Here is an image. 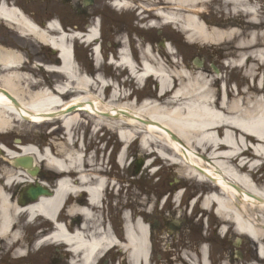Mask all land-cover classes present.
Segmentation results:
<instances>
[{
	"label": "bare ground",
	"instance_id": "6f19581e",
	"mask_svg": "<svg viewBox=\"0 0 264 264\" xmlns=\"http://www.w3.org/2000/svg\"><path fill=\"white\" fill-rule=\"evenodd\" d=\"M158 1L159 4L154 9L156 19L161 24L175 25L185 33L188 42L197 39L202 43H213L216 35H222L223 38L229 35L215 33L200 21L198 12L195 11H198V6L209 0ZM140 2L146 3L149 10L152 9L151 0H140ZM133 3H136V0H121L116 6L128 9L133 7ZM243 11L255 15L254 9L250 6ZM186 13L189 14L185 15ZM0 18L11 23L15 22L20 34L29 35L34 40L47 45L53 52L57 51L61 65L46 66L45 71L59 73L65 81L61 86L58 84L54 88L47 89L42 88L38 83L23 84L26 80H30L26 72L24 74L20 71L24 64L23 58L15 52H0V135L11 133L20 122L38 125L52 119L50 115L55 113L70 109L73 112L77 110L78 113L71 114L70 117L63 116L65 113L56 115L59 124L62 125L63 135L68 139L67 144L71 143L72 128L79 124L80 113L87 114L92 118L94 130L104 125L110 131H115L122 146L137 138L145 155L158 154L167 163L185 166L188 178L208 179L209 182H213L218 188V193H212L202 200V207L209 209L214 205L216 214L221 220L228 221L233 227L236 226L237 232L249 236L254 244L264 238V187L252 179L256 168L264 170L263 83L257 81L248 89V92L252 91V96L247 103L241 97L239 99L234 95L233 99L231 96H227L228 98L223 96L217 105L204 75L191 74L183 69L172 73L162 64L155 63V56L148 48L142 50L139 55L141 62L136 65L128 57L126 50H122L118 54V61L114 63L128 71L129 78L138 88L144 80L153 79L156 82L157 97L155 102L144 100L138 105L134 103L120 105L123 99L128 100L121 91L112 87L109 99L105 101L102 98L103 88H110L111 84L101 76L89 78L76 70L67 43L82 39L80 36L65 35L57 29L56 24H50L45 30L36 28L27 19L20 17L16 11H8L3 7L0 8ZM151 25L158 26L155 21L151 22ZM259 27H264V22L260 21ZM95 39V30H91L84 43L91 45ZM98 54V49H93L96 66L100 65ZM168 54H172L170 49ZM261 57L257 54L254 56L258 65L262 63ZM246 62L247 60L244 63ZM69 94H73L72 99L64 102L62 98ZM256 110L261 114L255 113ZM105 115L110 117L106 119ZM220 128H222L221 137H216L214 130ZM248 142L252 149L247 147ZM2 148L7 154V159L21 157L20 154L32 155L39 163L51 162L50 165L59 172H67L72 168L77 171L76 176H79L80 180L87 178L84 171L82 174L78 171L82 164L80 157L83 156L80 151L68 152L63 149L58 153L60 156L58 158L48 154L47 151L40 152L32 146L25 148L19 146L18 153ZM245 149L249 160L242 159ZM200 151L203 154L208 152V158H203V155L199 154ZM124 152L125 148L117 159L118 164L122 166L125 160ZM62 158L64 160H61ZM255 160L259 161L258 165ZM246 166L248 172L245 170ZM147 167H151L148 160L145 168ZM19 176H22V173L15 172L8 175L5 179L6 183L21 181ZM94 184L92 187L88 186L87 193L91 204L95 206L103 189V181L97 179ZM57 189L52 200L42 198L40 202L25 207L21 212L26 213L30 219L40 216L51 220L54 207H59L63 196L76 195L80 190L68 179L62 180ZM180 196L181 194H178L176 199L179 200ZM0 202V233H5L10 224L8 221L10 212L5 196H0ZM69 209V213L76 212L84 219L91 216L86 208L74 206ZM256 211L260 216L254 215ZM54 231L56 233L48 240L66 243L72 248V252L81 253L86 264L92 256H95L96 250L103 251L117 245L109 232L90 240L77 233L71 236L59 225ZM147 231V227L140 221L132 223L126 220L125 245L122 249L129 264H146L144 261L147 260L145 238ZM257 248L259 255L264 257V246L257 244Z\"/></svg>",
	"mask_w": 264,
	"mask_h": 264
},
{
	"label": "flooded vegetation",
	"instance_id": "af4514ba",
	"mask_svg": "<svg viewBox=\"0 0 264 264\" xmlns=\"http://www.w3.org/2000/svg\"><path fill=\"white\" fill-rule=\"evenodd\" d=\"M110 0H0V8L16 11L20 17L27 19L33 26L45 29L46 25L55 19L64 31L70 33H84L88 26L98 18L100 46L105 62L109 57H116L122 42L127 46L135 47L133 39L136 37L133 27L118 23L112 17L109 6ZM19 52L25 63L24 68H31L36 60L41 58V46L34 42L29 35L20 34L15 22L0 19V52ZM211 68L207 71H210ZM50 139H47V143ZM117 153L82 156L80 169L84 171L86 179L80 180L77 171L72 168L67 172H58L54 167L40 166L39 179H42L47 188L53 193L62 177H67L72 185L80 188L79 194L71 198L64 197L62 207L55 208L53 220L36 217L29 219L21 210L24 206L17 203V197L24 184H13L6 187L5 177L15 170L8 164H0V190L8 197L12 208L8 215L9 226L5 233H0V264H86L79 252L73 253L67 244L53 240L47 242L56 232L57 225L61 226L67 234L76 233L85 239L99 238L109 230L112 237L120 245L124 243L123 231L125 220L135 223L139 211L136 206V185L134 164L131 160L125 162L126 166L119 169L116 163ZM130 165V166H129ZM102 179L103 189L99 200L91 204L87 193L88 186L95 185V180ZM169 179H158L155 185H148V191L143 194L148 201V214L146 220L150 222L151 262L150 264H234L235 250L238 248L241 263L251 264L252 258L245 259L248 254L249 244H242L240 240L236 245L232 235L223 237L216 235L220 224L211 223L207 217V230L202 232V227L195 224L196 214L192 219L179 218L180 227L172 225L171 217L174 212H165L168 204L163 205L161 199L166 187L171 185V190L184 186L182 180L171 184ZM124 197L120 196L121 189ZM145 188V187H144ZM158 196L150 200L152 196ZM123 199V203H122ZM79 206L90 211L89 218H82L74 213L69 214L68 208ZM171 209V207L169 208ZM21 212V213H19ZM204 217V215H203ZM161 218V219H160ZM1 219V215H0ZM151 220V221H150ZM203 234V236H202ZM249 245V246H248ZM205 250L204 255L202 254ZM245 254V255H244ZM88 264H127L124 252L119 247H113L104 252H97Z\"/></svg>",
	"mask_w": 264,
	"mask_h": 264
},
{
	"label": "rangeland",
	"instance_id": "374dc122",
	"mask_svg": "<svg viewBox=\"0 0 264 264\" xmlns=\"http://www.w3.org/2000/svg\"><path fill=\"white\" fill-rule=\"evenodd\" d=\"M249 6L252 9H254L255 15H250L249 13H246L243 11L244 8L249 7ZM136 11L137 9L135 8V12ZM133 12L129 11L125 14H129V15L131 14L132 16H135ZM195 12H198L200 21L206 24L209 27V29H212V31L215 33L216 32H221L224 34L228 33L229 34L228 37L223 38L222 35L220 36L216 35L215 38L213 39V43H210V42L202 43L197 39H195V41L193 42H188L185 38L186 37L185 33H182L181 31H179V28H177L175 25H172V26L162 25L160 27H161V30L163 31V35H165L168 39H170L171 45L175 44V46H173L172 54L170 55L166 54L164 50L159 51L163 58L162 62L159 60V58L156 55H154L156 59L155 63L162 64V66H165L169 71L173 73L175 70H180L183 67L181 66V63L182 65L192 66L191 62L196 57L204 58L205 60L207 59L206 61L207 63L213 62L214 64H216V67H219L220 72L217 75V79L220 78L219 80L220 82L226 83V86H227L226 91H225L226 94L229 97L231 96V98L233 99L236 93V96L239 99L241 97L247 103V101L251 100V96H252L251 95L252 91L248 92V89L250 88V86H253L254 82H256L257 80H259L260 82L261 80L264 81V27H259V22L260 21L264 22V0H209L205 4L198 6V11H195ZM187 14L189 13H186L185 15ZM141 17L144 18L146 21H148L147 13L142 14ZM151 38H153L154 40H157V37L154 34L151 35ZM85 52H86V49H82L79 46V56L80 58H82L83 65L87 67V69L89 68L93 69L94 66L88 65V59H86L87 56ZM256 54L259 57L262 56L261 57L262 63L260 65H258V63L256 62L254 58ZM41 55H42L41 58L37 59L38 61H42L43 63H45V65L46 64L49 65L48 63L53 64L54 60H53V57L49 54V52L44 50L41 53ZM245 60H247L246 63H244ZM100 73L104 75L103 70H100L98 74ZM95 76H92V77H95ZM101 77L104 79L103 76ZM116 79L112 78L111 84L115 85V82L117 81L118 86L122 85V82L118 78V76H116ZM105 80L109 81V79L107 78H105ZM43 81L44 82L31 78L29 81L26 80L25 82L24 80H22L21 83L23 82H24L23 84H25L26 82L28 83L32 82L33 84L38 83L42 88L47 89V88H51L55 84H58V83L62 84L65 82L63 81V78H61L60 76L51 75V74L46 76V78L44 77ZM231 81H233L234 85L237 86V90L232 89L233 83ZM126 82L130 86H132V82L128 78L126 79ZM214 82L215 80L213 81V83ZM148 83H146V85L142 88L144 89L143 91L141 92L137 91V93L139 94L137 96L139 98H142L143 99L142 101L150 100V101L155 102V98H154L155 96L154 85L155 84L153 81H149ZM135 87L137 88L136 85ZM120 90H122L124 94L128 93L130 95V93L133 92L134 88L131 89L129 87H125V88L122 87V89ZM246 91H247V94H245ZM137 104H139V102ZM255 113H258L259 115L261 114L259 110H256ZM91 121H92V118L90 120L82 116L80 119V123H83L82 129L83 130L88 129L90 131L92 127L95 126L93 125ZM51 126L52 125L36 127V126H30L29 124L28 125L19 124L17 125V129L13 130L12 133L15 132L16 134L20 136L24 134L26 136V138L24 139L28 143L33 144L35 147L39 148L42 152V150L47 147L44 144L45 132ZM52 128H55V126L51 127V130ZM87 133H85L86 137L84 138L85 147L87 148V146L89 145L87 143L92 144L93 142V144L97 146V149H96V151L98 152L97 155H100L99 152L103 150V146L101 145V142L98 143L99 140H97L93 136L90 137V139H88ZM221 134H222V128H220V130H216V134L214 133L216 137L218 136L221 137ZM115 137L116 135L114 132L112 133L109 130L105 132V138L107 139L109 138L110 140H113V142L116 143L114 144L110 142V144L107 145L108 147L107 150L109 149V146L111 147L112 145H115V146L119 145V147L121 146L120 143L117 142ZM12 139H15V137H12V134H7L6 136H0V142L4 144L8 143L9 148L13 144V142L10 141ZM137 141L138 139L136 138V141H133L134 143L130 144V147L128 148V152H130L131 156H133L132 157L133 160L136 157V155L140 156L141 159H146V157L142 153L143 150L141 149V147L139 146V142ZM51 145L54 147L53 151L54 152L56 151L57 153L63 151V149L65 148L66 150L69 149L68 146L65 144L64 139L62 138V135H60L59 137H56L55 139H52ZM11 149L14 150V148H11ZM76 149L77 147L75 148V150ZM221 149L223 148L221 147ZM91 154H92V151L89 152L90 156H92ZM128 161H129V157L127 158L126 162ZM154 163H156L154 167H150L147 170L142 169L140 173L141 175L137 177L135 176V185H136L135 203H136V206L138 207L137 211H139V213L142 211H146V212L149 211V208L147 206L148 205L147 200L149 198L147 199V197L143 194V192L146 193L148 191L149 189L148 185L153 186L156 184L158 179H163V181H165V178H173V176L175 179L178 180L177 178L178 175L177 173H175V169L173 167L178 169V173L181 172L179 174H182V173L186 174L184 172L186 168H184V166L182 165H179V167H176V166L171 165L172 164L171 162L167 163L159 159H157L156 162ZM153 170H156V171L153 173ZM261 176H262V180H264V173H262ZM259 177L260 176L258 172L255 179L257 180ZM169 182H172V180L169 179L168 183ZM184 183L188 185L187 194L189 195V197H191L192 195H195L194 189H198V187L201 188L202 186H204L203 184L198 183L195 180H193V178H187V177L184 179ZM258 183L262 187H264L263 181H258ZM171 187H172L171 185L166 187L167 189H165V192L163 193L165 197L168 196V194L172 192ZM182 190L183 188L179 189V191H182ZM210 190L207 191L206 193L204 192L200 193L199 196L204 197L210 194L209 193ZM122 191L123 190L121 189L120 196L124 197V195L122 194ZM155 195L156 196H152L150 200H154L158 196H160L157 194ZM182 198L184 199V194L181 196V199ZM123 202L124 201H122V203ZM170 205L172 206H168V209L164 210V213L165 212L170 213L173 211L175 216L172 218L177 220L176 216L177 215L181 216V214L185 212L186 208L181 205V207L179 208L181 211L180 212V211H176L177 210L176 206H178L177 204L175 205L174 203H170ZM170 207L171 209H169ZM259 214L260 213L256 211L254 215L256 216ZM247 240L248 239H246L245 241ZM241 241H242V244H246L245 241H243L242 239ZM247 257L252 258V259L255 258L254 255H252V248H250V246H249L248 254L245 255V259H247ZM235 261L236 262L234 264H242L241 260L237 258ZM254 261H256V258ZM244 264L246 263L244 262Z\"/></svg>",
	"mask_w": 264,
	"mask_h": 264
},
{
	"label": "water",
	"instance_id": "95a60500",
	"mask_svg": "<svg viewBox=\"0 0 264 264\" xmlns=\"http://www.w3.org/2000/svg\"><path fill=\"white\" fill-rule=\"evenodd\" d=\"M32 160H33V158H31V157H29V158H18V159L13 160L12 163H15L14 164L15 167H19L20 166V167L25 168L27 166V164H24V162H29V161H32ZM41 194L46 195V192L43 189H38V191L36 193H33V194H31V196H29V199L30 200H35V199H37V197L41 196Z\"/></svg>",
	"mask_w": 264,
	"mask_h": 264
}]
</instances>
